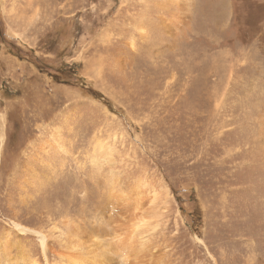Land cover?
Listing matches in <instances>:
<instances>
[{"label": "rangeland", "instance_id": "obj_1", "mask_svg": "<svg viewBox=\"0 0 264 264\" xmlns=\"http://www.w3.org/2000/svg\"><path fill=\"white\" fill-rule=\"evenodd\" d=\"M155 1L0 0V239L14 257L21 243L38 247L29 233L19 239L18 224H40L32 207L40 139L56 154L40 170L61 166L57 152L67 149V178L90 189L80 164L103 133L119 162L105 168L169 199L167 229L152 247L176 244L173 258L183 264H264V0H185L187 10L173 3L189 17L186 37L165 31ZM86 194L76 189L79 200ZM91 197L67 208L85 212L87 225L101 220L105 200ZM112 213L105 238L124 219L116 205ZM191 252L198 257L187 261Z\"/></svg>", "mask_w": 264, "mask_h": 264}, {"label": "bare ground", "instance_id": "obj_2", "mask_svg": "<svg viewBox=\"0 0 264 264\" xmlns=\"http://www.w3.org/2000/svg\"><path fill=\"white\" fill-rule=\"evenodd\" d=\"M180 2L181 0H156L154 3V8L157 13L162 15H159V18L163 24V28L172 37H186L187 29L190 28L189 17L183 18L179 16L180 13L177 11L170 10V5L173 3H177L181 8L187 10V1H185L186 3ZM221 8V11H219V14L217 15L219 19H217L216 22L225 15L224 8ZM167 10H169L170 18L165 16ZM139 26L142 28L139 31L140 34L144 36L147 33V28L142 25ZM58 135L59 134H56V131L51 135V137L54 138L55 143H58V140L61 139L59 137L60 135ZM101 135H94V138L98 136L100 139L97 137V139L93 141L92 149L90 146L91 153L89 152V157L84 159L85 162L89 161V166L83 161H81L83 163L80 164V167H83V169L79 172L87 174L90 179L89 181L92 183L90 189L86 183L88 180H84L85 182L83 181L81 184L77 183V181H80L78 177L76 178L75 183H73L72 177L67 178V149L60 150V153L57 152L59 157L62 158L61 161L64 159L61 166H51L52 164H50L45 172L40 170L44 169L41 167L44 162H47L48 156L51 155V158H53L56 155L54 152L47 150L44 145L46 144V140L44 141L42 138L40 139L37 150L43 152L44 162L41 164L37 163L38 167L35 166L36 168L34 167L32 169V172H34L32 179L34 192L32 198H35V203L32 206L33 215L34 220L40 224H34L33 228H26L18 224V232L20 233L18 236L19 239L25 236L26 233H29L30 236L35 237L38 247L37 250H30L25 244L21 243L17 249L19 254L17 257H14L9 248V240L5 237V234H2L3 236L0 239V264H20L19 262L22 261V259L27 258L31 252L33 255L38 256L40 260L38 258H32L28 264H114L113 255L118 257V260L122 262L121 264H167L166 258L169 255L171 256L169 259L172 260V264H183L182 261L175 260L177 257L173 258V256L176 255V244L174 247L170 245L168 250V245H166L165 242L152 247L153 238L159 233V228L162 227L164 233L167 229V226L163 224L162 219L165 213L170 209L169 199L163 198L164 193H162V190H160L161 188L159 189L155 184L146 187V182L142 180H137L135 183L129 181L125 182L123 181V172L120 169L117 170L113 166L107 170L105 168L106 166L119 164L114 157V151H116L117 148L104 141V138ZM57 146L59 145H56V148L54 149H57ZM79 163L80 160H78V165ZM46 165L47 163L45 164V167H47ZM26 179L28 178L25 177V180ZM49 179L51 182L53 179V183L48 186ZM59 179L64 180L62 181L64 182L63 187L65 188L64 191L67 193L64 198L60 195L61 192L57 188ZM67 180L69 181L67 182ZM61 185H63V183ZM47 186L49 190H47V194L42 196L41 199H37L35 194H41ZM22 187L21 190H24L25 185L22 184ZM76 189H79L83 194L84 192L85 194L90 192L91 196L98 197L97 200L101 197H105V200L103 199L102 201V209L98 212L99 216H101L100 221L95 222L93 220V222L91 221L92 223L87 225L86 221L88 218L83 217L85 212L82 213V217L78 218V216L75 217L67 211V208L72 209V206L74 205L73 201L80 196V194L78 197L75 195ZM90 195L86 194L83 197L81 196L82 198L80 200L78 198L79 201L75 202L78 204L79 202L85 203V201L93 203L94 199H92ZM167 195L168 197H171L170 192H168ZM115 205L119 211L124 213V219L114 223L110 228L112 231L110 237L105 238L106 228L104 225L111 221L113 217L112 207ZM83 206L85 207V205ZM175 222L177 223V220ZM43 223H46L49 228L43 229ZM199 240H203V244L206 246L207 243L204 239ZM194 247L196 246L194 245ZM207 248L206 250H208ZM191 253L192 258L187 261L194 260L198 257L196 252ZM212 259L217 260L214 257Z\"/></svg>", "mask_w": 264, "mask_h": 264}]
</instances>
